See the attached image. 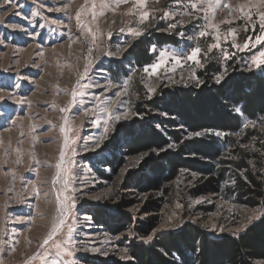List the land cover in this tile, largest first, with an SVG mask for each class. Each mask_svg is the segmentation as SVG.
Listing matches in <instances>:
<instances>
[{
	"label": "rangeland",
	"instance_id": "rangeland-1",
	"mask_svg": "<svg viewBox=\"0 0 264 264\" xmlns=\"http://www.w3.org/2000/svg\"><path fill=\"white\" fill-rule=\"evenodd\" d=\"M137 3L0 0V264H125L152 236L191 225L237 237L262 217L229 192L243 155L264 168L262 125L246 142L217 135L222 156L209 172L170 177L145 163L179 152L168 120L184 128L156 104L264 71L253 63L264 51V0ZM158 35L167 42L156 44ZM143 41L152 61L140 68L133 56ZM195 48L198 63L187 59ZM151 128L167 144L130 153L127 143ZM183 130L182 143L196 137Z\"/></svg>",
	"mask_w": 264,
	"mask_h": 264
},
{
	"label": "trees",
	"instance_id": "trees-1",
	"mask_svg": "<svg viewBox=\"0 0 264 264\" xmlns=\"http://www.w3.org/2000/svg\"><path fill=\"white\" fill-rule=\"evenodd\" d=\"M166 39V36L158 35L154 42L161 45L167 42ZM151 42H140L134 48L133 62L140 68L152 61L149 54ZM156 107L178 117L183 129L196 137L182 143L185 131L182 128L173 130L178 126H174L173 120H168L165 129H168V137L180 147L179 152L164 156L158 165L146 162L145 168L158 175L162 167L171 174L170 177L183 168L209 172L222 156L224 141L217 135L232 137L241 134L242 141L246 142L258 134V130L250 128L251 125L264 126V71L239 77L227 87L204 86L200 90H183L171 95L164 104H156ZM198 132L201 135H195ZM166 144V137L151 128L133 136L127 148L136 154ZM193 154L205 162L185 158ZM243 156L240 161L232 163L236 185L229 192L239 204L264 211V168L255 172L248 164L247 156ZM143 178L137 183L142 184L148 179L146 176ZM263 260L264 213L259 221L237 237L213 239L203 228L191 225L178 232L152 236L148 242L131 246V260L125 264H256Z\"/></svg>",
	"mask_w": 264,
	"mask_h": 264
},
{
	"label": "snow or ice",
	"instance_id": "snow-or-ice-1",
	"mask_svg": "<svg viewBox=\"0 0 264 264\" xmlns=\"http://www.w3.org/2000/svg\"><path fill=\"white\" fill-rule=\"evenodd\" d=\"M136 6L139 8H145L147 6V0H138V3ZM226 6L231 7L230 5H226ZM193 7H195L194 4H193ZM240 10L243 11V9H240ZM148 16H149V13L147 11H145L142 14V19H146V18H148ZM261 21L264 22V14H261ZM213 27L216 28L215 25H213ZM206 34L207 33H201V35H206ZM229 34L232 36H235L234 30L231 31ZM137 35H139V33H137ZM217 38L219 39V37H217ZM256 43H264V36L257 37ZM234 46L239 47L238 45H234ZM212 47H219V44H214V45H212ZM248 47H249V44H248V42H246L244 44V48H248ZM200 51L201 50L199 48H195L191 52V54L187 57V59L195 61L198 63L199 62L198 61V55H199ZM253 63L257 66L264 65V51L259 53V56L253 61ZM163 66H164V61L157 63L156 65L153 66V72L158 71ZM146 71H147V69H146ZM195 135L199 136V135H201V133L198 132Z\"/></svg>",
	"mask_w": 264,
	"mask_h": 264
}]
</instances>
